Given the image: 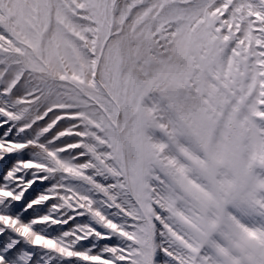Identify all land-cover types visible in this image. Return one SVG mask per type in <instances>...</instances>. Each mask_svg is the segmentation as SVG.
<instances>
[{
	"label": "rangeland",
	"instance_id": "374dc122",
	"mask_svg": "<svg viewBox=\"0 0 264 264\" xmlns=\"http://www.w3.org/2000/svg\"><path fill=\"white\" fill-rule=\"evenodd\" d=\"M0 127L88 217L54 264H264V0H0Z\"/></svg>",
	"mask_w": 264,
	"mask_h": 264
},
{
	"label": "snow or ice",
	"instance_id": "6c2138e0",
	"mask_svg": "<svg viewBox=\"0 0 264 264\" xmlns=\"http://www.w3.org/2000/svg\"><path fill=\"white\" fill-rule=\"evenodd\" d=\"M19 139L0 127V264H54L49 253L56 250L46 248L40 239L52 240L61 234L67 239L69 233L79 235L88 217H77L75 209L53 195L58 191L53 188V180L37 169L29 149L17 143ZM94 243L99 248L111 240L81 238L71 249L80 252ZM78 260L79 256L73 257L70 251L63 264Z\"/></svg>",
	"mask_w": 264,
	"mask_h": 264
}]
</instances>
